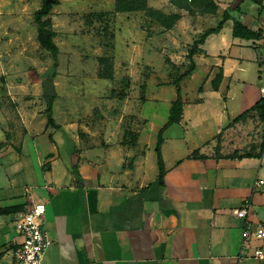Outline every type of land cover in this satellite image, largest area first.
<instances>
[{"label":"crops","instance_id":"1","mask_svg":"<svg viewBox=\"0 0 264 264\" xmlns=\"http://www.w3.org/2000/svg\"><path fill=\"white\" fill-rule=\"evenodd\" d=\"M215 1L212 13L192 14L171 4L167 9L181 17L152 37L171 48V63H188L193 40L215 27L225 10L230 14L199 45L195 69L181 81L182 118L163 131L162 182L155 146L176 98L174 84L156 85L155 91L150 86L146 100L128 109L134 123L144 119L142 127L130 128L136 137L122 129L124 114L103 116V133L74 132L71 121L46 127L45 116L34 115L24 102L16 112L14 96L0 87V208L6 209L0 212V264H11L21 241L17 218L39 201L46 204L42 225L52 240L44 264H264V238L242 245V219L233 213L251 194L253 182L264 178V150L260 156L232 157L234 150L242 153L240 146H227L230 130L243 121L230 122L262 96L258 38L264 0ZM235 18L253 34L235 35ZM160 89L164 96L156 93ZM19 115L27 131L15 146L8 129ZM37 124L43 130H35ZM31 141L30 151L24 144ZM194 150L205 157L192 156ZM249 218L264 225L262 185L252 195ZM256 247L262 257L254 256Z\"/></svg>","mask_w":264,"mask_h":264},{"label":"rangeland","instance_id":"2","mask_svg":"<svg viewBox=\"0 0 264 264\" xmlns=\"http://www.w3.org/2000/svg\"><path fill=\"white\" fill-rule=\"evenodd\" d=\"M147 1L154 8L173 12L167 9L171 8L169 0ZM41 5L42 0H0V87L10 92L8 97L14 96L11 105L15 111L19 112L17 105L24 102L34 115L40 113L41 118L42 113L47 124L51 101L54 122L71 121V130L82 134L84 130L103 133L107 124L101 119L105 115L124 114V131L142 127L144 119L134 123L135 115L128 109L146 100L150 86L155 91L156 85L172 83L187 66V61L180 59L171 63V48L165 41L152 39L162 33L161 25L149 20L143 11H116L115 0H56L49 13L58 46L55 66L53 54L41 45L37 34L35 12ZM92 12L106 14L98 19L89 16ZM179 52L176 49L174 53ZM110 67L112 78L101 77ZM49 77L53 81L51 96L43 84ZM156 93L165 95L161 89ZM20 119L19 115L8 129L15 146L27 131ZM34 121L38 123V119ZM158 121L155 116L153 124ZM242 121L230 130L228 148L240 146L242 154L260 150L264 122L255 113ZM35 130H43L42 125L37 124ZM147 131L154 133L153 128ZM33 147L32 141L24 144L30 151Z\"/></svg>","mask_w":264,"mask_h":264},{"label":"trees","instance_id":"3","mask_svg":"<svg viewBox=\"0 0 264 264\" xmlns=\"http://www.w3.org/2000/svg\"><path fill=\"white\" fill-rule=\"evenodd\" d=\"M171 4L176 6L180 9H186L189 13H212L217 10V3L215 0H169ZM56 0H42L41 7L36 10L35 12V21L37 25V34L39 41L43 47L48 49L55 58V66L57 65V53H58V46L53 40V37L55 35V31L52 28V21L49 16L51 6L53 3H55ZM115 10L116 11H143L147 18L149 20L161 25L163 29H169L175 25V23L178 21V19L181 17L180 12H169L166 13L160 9L154 8L153 6L148 4L147 0H115ZM106 12H92L89 14V16H94L98 19H102L103 16H105ZM228 11H224L222 15V19L217 23L215 27H209L206 30H204L196 39L193 40V42L190 44L187 50L186 58L188 59V63L186 68L180 72L172 81V84L176 87V98L171 102V106L169 109V116L168 120L163 124V126L158 130L157 133V141L155 146V151L157 155V164L159 169L158 179L159 182L163 181V176L165 172V166L164 161L162 157L161 152V145L163 143V131L170 126L173 123H178L183 114V98L181 93V81L188 77L192 71L195 69V61L193 58V55L198 50V47L201 43L204 42L205 38L213 32H218L221 27L223 26V23L226 19H228L229 16ZM233 33L237 36L242 37H248L249 35H252L253 32L248 29L239 19H234L233 24ZM104 59V58H102ZM112 68L110 67L109 72H103L101 73V77L104 78H112ZM50 78V77H49ZM221 78V73L217 74L215 78L213 79V86L217 87L218 82ZM51 79V78H50ZM202 87L200 86L199 89ZM255 113L258 118L264 122V95H262L250 108L243 111L241 114L236 116L230 123H235L241 120L246 119L250 115ZM47 126L51 128H58L59 126L54 122L52 116H51V101L48 106V115H47ZM125 133L130 134L133 136L135 133L130 130H125ZM220 136L219 133L217 135L218 144L216 145V153L219 154L220 150ZM136 137V135H135ZM49 138L52 140V133H49ZM264 150V145L261 146L259 151H248L239 153L238 151H233L232 153L228 154L229 156H236V157H242V156H260L262 151ZM192 156L194 157H205L203 154H200L198 150H194L192 153ZM75 165L73 166V170L76 171ZM5 208H0V212L5 211Z\"/></svg>","mask_w":264,"mask_h":264},{"label":"built area","instance_id":"4","mask_svg":"<svg viewBox=\"0 0 264 264\" xmlns=\"http://www.w3.org/2000/svg\"><path fill=\"white\" fill-rule=\"evenodd\" d=\"M258 43L262 49L264 60V29L260 32ZM260 93L264 95V84L260 86ZM264 188V178H257L252 185L251 194L245 198L243 205L234 209L233 213L242 219L241 238L242 245L251 240L264 238V225L254 222L249 218L252 204V195L259 186ZM44 201L33 202L31 206L22 212L16 220V231L21 235V241L14 251L11 264H44L43 258L49 245L52 243L46 228L42 225V217L45 214ZM261 248L254 249L255 257H262Z\"/></svg>","mask_w":264,"mask_h":264},{"label":"water","instance_id":"5","mask_svg":"<svg viewBox=\"0 0 264 264\" xmlns=\"http://www.w3.org/2000/svg\"><path fill=\"white\" fill-rule=\"evenodd\" d=\"M43 84H44L45 93L48 96H51V94H52L53 81L50 78H46V79L43 80Z\"/></svg>","mask_w":264,"mask_h":264}]
</instances>
